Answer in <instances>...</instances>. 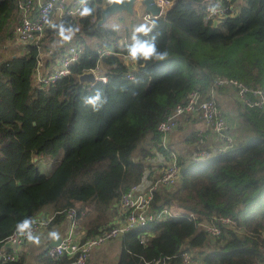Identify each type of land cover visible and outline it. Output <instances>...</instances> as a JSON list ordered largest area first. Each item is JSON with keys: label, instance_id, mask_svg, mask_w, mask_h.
Here are the masks:
<instances>
[{"label": "trees", "instance_id": "obj_1", "mask_svg": "<svg viewBox=\"0 0 264 264\" xmlns=\"http://www.w3.org/2000/svg\"><path fill=\"white\" fill-rule=\"evenodd\" d=\"M102 1L91 0L76 14L52 18L38 41H25L20 52L11 49L0 55L2 249L10 248L6 234L39 212L52 215L48 225L67 223V207L75 206L86 234L113 223L121 192L140 179L144 166L151 163L147 155L161 146L158 120L191 87L200 85L206 93L213 75L220 72L264 86V49L260 59L259 54L227 46L246 30L264 38V0H240L237 11L227 12L216 23L204 19L208 0H174L153 16L147 35L135 31L137 24L147 21L122 29L116 22L97 23ZM17 2L0 0V44L13 35ZM85 7L93 11L81 16ZM123 16V12L118 15ZM61 24L78 29L71 40L59 36ZM123 33L140 41L154 37L157 50L167 55L130 64L123 55L126 44L99 55L96 44L109 46ZM70 43L82 47L70 72L48 84L36 82L39 50L50 49L45 55L49 66ZM98 62L110 74L107 79L93 83L78 79L77 71ZM127 70L134 76L122 74ZM222 88L227 87L217 86L219 91ZM97 91L102 102L95 107L85 103ZM239 103L240 121L236 126L231 123L238 131L233 128L234 142L202 158L192 156L194 144L180 151L179 176L171 185H159L150 203L155 210L167 206L174 213L120 234L115 264H183V248L195 260L201 254V264H253L264 259V108ZM196 118L201 125V117ZM60 147L58 162L51 171L43 170L38 154L58 156ZM216 214L233 216L238 225L224 223L221 232L212 236L198 220ZM142 231H147V238L140 237ZM43 244L34 253L39 264L72 260L67 252L49 255ZM0 264H30L27 250L12 258L0 256Z\"/></svg>", "mask_w": 264, "mask_h": 264}, {"label": "built area", "instance_id": "obj_2", "mask_svg": "<svg viewBox=\"0 0 264 264\" xmlns=\"http://www.w3.org/2000/svg\"><path fill=\"white\" fill-rule=\"evenodd\" d=\"M18 19L14 24V35L16 39L22 41L35 40L43 32L45 26L52 18L60 15H73L79 12L83 5L91 0H17ZM105 0L102 1V3ZM174 0H156L161 5V12ZM236 0H208L204 7V19L217 17L218 19L225 16L227 12H235ZM143 17L149 22L153 21L156 13L145 10ZM145 41L141 40V42ZM109 46L96 44L99 55L105 53H114L117 46L123 44L130 45L126 37H114ZM82 47L80 43H70L58 54L56 62L53 65H46L45 61L50 49L41 48L39 50L38 60L35 65L36 80L40 83L48 84L55 81L59 76L70 72V64L79 58ZM45 51V52H44ZM125 60L130 64H135L127 52H124ZM102 65L98 62L95 66H90L97 78L107 79L109 73L102 71ZM87 68V67H86ZM125 76L133 77L134 74L130 70L123 72ZM95 79V81H96ZM94 82V81H93ZM91 82V83H93ZM223 85L233 91L234 96L244 106H259L264 108V86L260 84H252L245 80L223 72L216 73L208 85L207 92L204 93L200 85L191 87L183 99L178 100L173 105L171 111L167 112L160 118L156 124L160 130V147L156 148L153 154L147 156V161L154 163L159 162L157 169L152 170L150 163L144 166L143 173L136 182L125 188L118 200L117 206L120 209L118 220L108 223L96 233L86 234L85 227L80 222L78 209L75 206L67 207V225L66 230L62 233L61 239L57 243L48 245L47 253L53 257L62 256L64 252L73 255L71 262L84 264L87 262L91 252L101 245L108 243L110 240L119 237L125 230H128L138 223H144L147 220H158L173 214L167 206L155 210L151 206V198L159 185H171L180 174L179 153L180 149L172 143L173 131L183 120H190L192 117H201V125L196 124L195 135L193 139L194 149L192 156L196 158L207 157L214 152L226 149L235 140V133L231 128L230 117L221 109L218 104L217 86ZM203 129L205 134H203ZM213 130L217 137V143L208 144L204 141V135L208 134V130ZM152 163V164H154ZM124 213V215H122ZM39 212L32 219L30 230H26L24 234L17 231V225L10 230L5 241L10 248L2 249L0 247V256L2 259L15 257L19 252V246L28 239V231L34 236L51 218L50 215H43ZM198 222L207 230L208 234L214 236L221 232L222 224H237L235 217L228 214H216L211 218L199 219ZM142 239L148 237L147 231L140 233ZM183 264H194L195 259L188 248L181 250ZM253 264H264L262 261H255Z\"/></svg>", "mask_w": 264, "mask_h": 264}, {"label": "crops", "instance_id": "obj_3", "mask_svg": "<svg viewBox=\"0 0 264 264\" xmlns=\"http://www.w3.org/2000/svg\"><path fill=\"white\" fill-rule=\"evenodd\" d=\"M137 3H141L140 0L136 1L135 4H137ZM141 4L143 5V3H141ZM16 13H17V11H16ZM142 17H143V15H142ZM15 21L16 20L13 19V25H14ZM133 24H135L134 21L130 24V27L133 26ZM148 24H149V22L147 21V25ZM136 26L138 28L139 24H137ZM121 37H126L130 42H133V38H129L124 33L121 34ZM16 44H17V48L16 49L14 48L15 52H18V51L20 52V50L24 49V47H25V41L17 39ZM36 82H37V80H36ZM218 101H219V106L221 107V109H223L226 112V114L230 117L231 123L235 124L234 126H236V124H238V122L240 121V115L238 114V111H239L238 106L240 105V103H239V100L234 96L233 91L230 88H222L221 91L218 92ZM196 124H197V118L192 117L190 120L181 121L178 128L173 131L172 143L175 144L177 146V148L180 149L181 152L184 151L185 148L189 149L191 144L193 145V139H194L193 137H194V133H195L194 128L196 127ZM234 126H233V128H234L235 133H238V131L236 130V128ZM205 133L206 132L203 129V134H205ZM208 133H210L209 130H208ZM204 137H205V138H203L204 141L207 142L208 144H210L211 146H212V144L217 143V137L218 136L213 132L211 134L204 135ZM190 149H192V148H190ZM152 163H154V162L150 163L152 170L157 169V167L159 166V162L154 163V164H152ZM119 212H120V209L117 210V212L114 216V219H113L114 222H116L118 220V213ZM80 222H82V221H80ZM66 225H67V223H65V221L58 223V224H52V225H48V223L43 224V226L40 227L41 229L39 230V232L34 235V238H38V239L25 241L24 243H22L19 246V251L22 252L23 250L24 251L27 250V258H28V261L30 262V264H39L38 260L34 256L35 255L34 254L35 249L40 248V247H37V245H39L41 243L45 244L50 239L49 238L47 240V236L49 233L64 232L67 228ZM82 226L84 227L83 222H82ZM44 244H43V246H44ZM120 246H121V244L119 242V237H116V238L112 239L111 241H109L108 244L101 245V247L95 248L91 252L88 262H86L84 264H115V261L117 259V256H118V253L120 250ZM71 264H77V263L73 262Z\"/></svg>", "mask_w": 264, "mask_h": 264}, {"label": "rangeland", "instance_id": "obj_4", "mask_svg": "<svg viewBox=\"0 0 264 264\" xmlns=\"http://www.w3.org/2000/svg\"><path fill=\"white\" fill-rule=\"evenodd\" d=\"M236 2H237V4H235L236 5L235 10L237 11L239 9L241 3H240V0H236ZM144 11L145 10L143 8V5L141 3H137V4H135L134 10L132 11V13L128 12L127 10L115 11L112 14L107 16L106 21L110 24H113L114 22H116L118 24V26L122 29L125 27V24H131L133 21L134 22L137 21L138 23H141L143 21L146 22V20L142 17V13ZM120 12H123V15H124L123 19L118 17ZM12 29H13V35H14V25H13ZM122 32H123V30H122ZM13 35L3 39V41H5V43L0 44V55H1V53L9 54L11 52V49L17 48V44H16L17 39H15L16 37H15V35L14 36ZM228 43L229 44L227 46L235 45L238 49V52H240V53H246L245 51H247L249 53H254V55L259 54L260 59L262 58V54H261L260 49H264V38L259 39V38L255 37V34L251 30H246V32L238 34L232 40H230ZM102 71H104L103 67H102ZM62 153H63V148L60 147L58 156H45L42 153L38 154L39 159H41V161L43 162L42 169L45 171H48V172L51 171V169L54 167V165L58 162L59 157L61 156ZM38 156L36 155L35 157L38 158ZM106 244H108V243H106ZM106 244H103V245H106ZM39 245H37V247H40ZM89 258H90V256H89ZM89 258H88V260H89ZM197 258L198 259L195 260V264L197 262L199 264L203 263L201 254L198 253ZM88 260H87V262H88Z\"/></svg>", "mask_w": 264, "mask_h": 264}, {"label": "clouds", "instance_id": "obj_5", "mask_svg": "<svg viewBox=\"0 0 264 264\" xmlns=\"http://www.w3.org/2000/svg\"><path fill=\"white\" fill-rule=\"evenodd\" d=\"M110 2H111V0H110ZM92 11H93V9H91L89 7H85L81 11L80 15L81 16H88V15H90L92 13ZM52 27L55 28V27H57V25L53 24ZM76 31H78V29H75V28H73L71 26L65 27L63 24H61L59 26V36L64 41L71 40L72 36L75 34ZM135 31L137 33H143V34L147 35L149 32L152 31V29L148 25L142 24ZM126 51H127V56L132 61H136V60H138L140 58H142L144 60H149V59H152V58H155L157 60H162L167 55L166 52H159L157 50L154 37H153L152 41H143V42H141L135 35L133 36V43L126 46ZM98 102H102L101 101V95H100L99 91H97L95 96L86 98V100H85V103L91 104L94 107L98 105ZM146 160H147V157H146ZM31 224H32V221L30 219H25L22 222H19L17 224V231L20 234H24L26 230H30ZM51 235L53 237H55L56 233H51ZM28 239L29 240H33V239H38V238H34L32 233H31V231H28ZM71 263L72 262L70 261L69 264H71Z\"/></svg>", "mask_w": 264, "mask_h": 264}, {"label": "water", "instance_id": "obj_6", "mask_svg": "<svg viewBox=\"0 0 264 264\" xmlns=\"http://www.w3.org/2000/svg\"><path fill=\"white\" fill-rule=\"evenodd\" d=\"M138 0H108L105 3H103L99 9L96 22L102 23L104 20H106L107 16L112 14L115 11H122L127 10L128 12L132 13L134 10L135 3ZM141 3H143L144 10H147L149 12H153L156 14H159L161 11V5L156 2V0H140ZM218 21L217 17H213V22L216 23ZM76 75H78V79L80 81H87V82H93L96 79V75L94 74V71L91 68H84L80 71H77ZM63 232L56 233V236H51L50 239L44 244L45 247H48V245L57 243L61 237Z\"/></svg>", "mask_w": 264, "mask_h": 264}]
</instances>
